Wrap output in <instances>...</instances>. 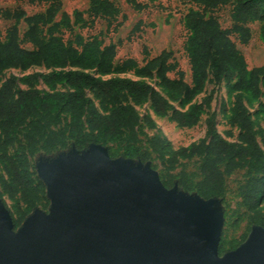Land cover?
<instances>
[{
    "label": "trees",
    "instance_id": "obj_1",
    "mask_svg": "<svg viewBox=\"0 0 264 264\" xmlns=\"http://www.w3.org/2000/svg\"><path fill=\"white\" fill-rule=\"evenodd\" d=\"M25 1L43 2L47 7L34 14H26L22 8L0 9V18L14 21L5 38H0V75L8 69L43 68L19 77L9 75L0 84V197L5 193L10 198H20L24 204L20 219L36 207L44 194V185L35 176L31 162L37 151L54 156L72 145L81 150L89 143H99L108 147L112 157L142 162L156 157L169 166L177 162L178 156H198L197 180L185 170L160 175V180L166 187L176 182L181 190L203 198L217 197L222 202L226 177L244 169L243 179L237 184L240 205L251 212L247 217L251 224L264 227V212L259 208L264 198V137L258 140L241 93H264V66L247 70L230 37L238 34L240 41L247 43L250 29L246 24L264 21V0H177L195 6L182 18L188 32L185 50L190 82L173 61L171 51L161 50L149 56L144 50L139 62L132 57L117 59L116 45L104 44L96 36L77 35L74 43H67L56 33L60 24L70 26L65 13L56 20L61 0ZM87 1L84 12H74L75 23L95 18L111 20L121 12L115 0ZM144 1L126 0L135 10L156 0ZM226 5L232 6L231 27L222 29L212 13ZM20 21L26 25L23 38L32 48L23 47L19 40ZM124 73L133 77L120 75ZM209 79L215 84L223 81L235 91L228 121L238 128L236 141L225 139L207 121L206 137L180 147L165 160L169 140L157 132H144V128H154L155 122L148 112L141 114L137 107L148 103L158 117L168 116L181 127L193 125L210 103L211 95L185 109L180 108V102L192 100ZM178 100L179 107L174 105ZM13 222L15 226L20 223L15 219ZM224 246L225 242L220 241L219 250Z\"/></svg>",
    "mask_w": 264,
    "mask_h": 264
},
{
    "label": "water",
    "instance_id": "obj_2",
    "mask_svg": "<svg viewBox=\"0 0 264 264\" xmlns=\"http://www.w3.org/2000/svg\"><path fill=\"white\" fill-rule=\"evenodd\" d=\"M50 201L15 227L0 197V264H264V227L218 253L217 197L166 187L151 161L73 145L35 162Z\"/></svg>",
    "mask_w": 264,
    "mask_h": 264
},
{
    "label": "rangeland",
    "instance_id": "obj_3",
    "mask_svg": "<svg viewBox=\"0 0 264 264\" xmlns=\"http://www.w3.org/2000/svg\"><path fill=\"white\" fill-rule=\"evenodd\" d=\"M137 1L142 3L145 2L144 0ZM115 2L121 11L115 19L95 18L93 21L75 23L74 12H84L87 8V0H61V9L56 16V20H61V14L65 13L70 22V26L66 27L60 24L56 33L62 35L64 41L67 43H74L77 35H81L84 38L96 36L104 44L114 43L116 45L117 59L132 57L141 62L144 56V50L148 52L149 56H154L161 50L171 51L173 54V61L183 70L185 80L190 82V68L187 52L185 50L188 32L183 25L182 18L190 7L195 8V6L188 3H181L177 0H156L153 3H148V5L141 10H135L126 0H115ZM46 7L47 4L43 2L30 3L25 0H0V9L22 8L26 14L44 11ZM231 9V5L221 6L212 13L218 20L222 29H229L231 27ZM83 16L88 20L85 13H83ZM13 23V20L0 18L1 39L5 38L7 29L11 27ZM246 26L250 29V38L247 43L241 42L238 34L232 33L230 37L241 53L246 69L249 70L254 66H264V21H250ZM25 29V23L20 21L18 24L19 40L23 47L32 48V45L23 38ZM38 71H43V68L35 66L24 71L8 69L0 75V84L9 75L19 77ZM120 75L133 77L130 73ZM169 75L173 76L172 73ZM19 86L22 85L19 84ZM234 92L231 85L223 81L215 84L212 79H209V81L205 83L203 90L192 100L187 103L180 102L182 103L180 108L185 109L192 103L199 102L202 98L211 95V101L204 109L197 123L181 127L174 121L169 120L168 116L154 117L155 127L152 129L144 128L143 130L148 135L157 132L169 140L170 147L165 154V160H168L172 152L180 147L188 146L190 143L197 142L199 139L206 137L208 122L211 123L213 128L225 139L236 141L238 128L228 121L230 118V108L233 104ZM241 93L245 107L257 132L258 140L260 141L261 136L264 137V111L262 109L264 105V93L261 91L258 96H251L248 92ZM174 105L179 107V100L175 101ZM137 109L141 114L148 111L147 105L138 106ZM142 140H145L144 135H142ZM7 151L11 154L13 153L12 148H9ZM47 156L49 155H46L42 151H37L31 157L36 177L35 162L40 157L46 158ZM151 161V165L157 170L159 177L160 175L165 176V174L169 172L178 174L182 170H185L191 179H198L200 162L198 156H178L177 162H175L173 166L161 163L156 157L151 159ZM1 172H3V167L0 161V173ZM243 174L244 169H238L225 179V200L223 202L220 201L219 204L223 216L220 241L225 242V246L221 251L218 248V253L220 255L227 251L230 246H238L243 242L251 227L254 225L251 224L247 218L251 212L245 211L240 205V198L237 196V184L243 179ZM1 198L10 210L13 219L21 222L23 220L20 219L21 209L24 204L20 198L18 196L10 198L5 193ZM49 205L50 201L45 195L44 187V194H42L41 198L37 201L35 208L48 211ZM259 208L264 212V198Z\"/></svg>",
    "mask_w": 264,
    "mask_h": 264
},
{
    "label": "crops",
    "instance_id": "obj_4",
    "mask_svg": "<svg viewBox=\"0 0 264 264\" xmlns=\"http://www.w3.org/2000/svg\"><path fill=\"white\" fill-rule=\"evenodd\" d=\"M87 7H88V1H87ZM87 9V8H86ZM144 105H147V109H148V113L150 114V116L152 117V119L153 120H155V118L154 117H158V116H156V115H154L153 114V112L151 111V109L149 108V104L148 103H146V104H144ZM146 113V112H145ZM107 147V146H106ZM108 148V147H107ZM117 157V156H116ZM151 161V160H150ZM151 164H152V161H151Z\"/></svg>",
    "mask_w": 264,
    "mask_h": 264
}]
</instances>
